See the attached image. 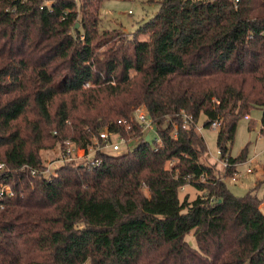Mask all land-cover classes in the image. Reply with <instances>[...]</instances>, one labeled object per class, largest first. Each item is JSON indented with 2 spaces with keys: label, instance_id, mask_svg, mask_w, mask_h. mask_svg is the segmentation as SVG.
Segmentation results:
<instances>
[{
  "label": "trees",
  "instance_id": "1",
  "mask_svg": "<svg viewBox=\"0 0 264 264\" xmlns=\"http://www.w3.org/2000/svg\"><path fill=\"white\" fill-rule=\"evenodd\" d=\"M104 1L0 0V184L13 193H0V264H264V198L216 177L196 129L220 122L228 176L247 159L231 155L240 118L260 107L264 135V0H148L159 10L131 36L99 30ZM105 130L133 148L41 173V149L88 150ZM188 184L201 194L182 200Z\"/></svg>",
  "mask_w": 264,
  "mask_h": 264
},
{
  "label": "rangeland",
  "instance_id": "2",
  "mask_svg": "<svg viewBox=\"0 0 264 264\" xmlns=\"http://www.w3.org/2000/svg\"><path fill=\"white\" fill-rule=\"evenodd\" d=\"M77 7H79L81 0H75ZM159 10L158 3H149L148 0H105L102 4L100 17L101 23L99 30H112L113 28H122L128 36L133 35L139 25L153 17ZM147 35H141L140 39H147ZM146 110L144 107H140ZM147 111V110H146ZM148 112V111H147ZM250 118L246 119L241 117L235 134L233 144L231 146V155L237 157L241 152L247 150V159L245 162L238 164L237 173L231 176L226 175V166L224 161L221 160V155L217 147V135L218 130L210 127L205 128V117L201 116L199 123L196 127L198 133H200L206 140L208 148V156L205 161L215 166V174L217 178L225 181L230 190L237 196H243L251 189L256 187V191L259 197L264 198V135L261 134V117L262 109L256 107L251 110L249 114ZM156 130V129H155ZM151 130L149 133L152 136V140L156 137V131ZM116 140H119L115 137ZM73 149L74 156H78L81 160L84 155L86 158L88 155L94 157V149H89L88 152L83 151L73 143L66 147ZM133 148L134 143L128 141L127 145H123V151L127 148ZM102 147V146H100ZM109 150V149H107ZM110 151V150H109ZM41 155L43 158L44 166L48 163L56 161L61 154V149L55 147L53 149H41ZM88 154V155H87ZM78 164V162H75ZM170 165V164H169ZM54 166L52 165V170ZM249 167L254 169V172L248 173ZM57 169V168H56ZM51 170V172H53ZM48 174V173H47ZM46 174V175H47ZM236 176V180H232L233 176ZM204 181V180H203ZM148 194V192H146ZM201 192L192 185H185L180 190V198L183 200L186 195L189 196V200H193ZM264 200L262 201V205ZM262 211L264 212V205ZM187 241L194 247H196V240L193 233L186 236ZM84 264H89L85 262Z\"/></svg>",
  "mask_w": 264,
  "mask_h": 264
},
{
  "label": "built area",
  "instance_id": "3",
  "mask_svg": "<svg viewBox=\"0 0 264 264\" xmlns=\"http://www.w3.org/2000/svg\"><path fill=\"white\" fill-rule=\"evenodd\" d=\"M236 1H239V0H236ZM42 2H43L44 7L50 8L51 4L54 2V0H42ZM262 34L264 36V30H263ZM136 113H137V118L141 123L143 133L145 135H149L150 139L152 140V136L149 132L151 130L154 131L156 129L153 119L150 117L149 113L146 110H144L143 108H139ZM245 118L249 119L250 116L246 115ZM183 119H184L183 127L186 128L191 123L192 117L188 116L187 114H184ZM212 127L215 129H218L220 127V122H214L212 124ZM174 135H175V137L177 135L176 129L174 130ZM115 137L119 140H116ZM153 141H155L156 147H162L163 146L162 139L160 138V136L158 135L157 132H156V137L153 139ZM71 143L72 142L68 141V145H71ZM127 143H128V141L126 140V138L123 135H121L119 133H115V132L112 133V132L105 130V131L100 133L99 140L96 141V147L92 146L89 149H94V151H95L94 155L96 154V152L98 150H106V149H109L112 152H122L123 151V145H127ZM100 146H102V147H100ZM88 150L83 149V151H86V152H88ZM65 151H66L65 156L58 157L56 161L54 160L52 163H48V165H46V167L41 171V173L43 175L49 177L56 172L55 171L56 168H58L62 164L69 163V162H73V163L78 162V164L79 163H88V164H93V165H97L100 163L99 159L98 160L94 159V157L91 158L88 154H87L88 155L87 158L84 155V157L81 160H79L78 156H74L73 149L69 148L68 146L65 148ZM223 161H224V165L227 168L228 160L226 159ZM52 165L54 166L53 170L51 169ZM5 167H6V165L4 163H0V173L5 169ZM51 170L53 172H51ZM36 171L37 170H33V173H36ZM251 171H252V169H248V172H251ZM232 180H234V181L236 180L235 175L232 177ZM0 187H1V192H0L1 194H3V193H7L8 195L13 194L9 185L0 184Z\"/></svg>",
  "mask_w": 264,
  "mask_h": 264
},
{
  "label": "crops",
  "instance_id": "4",
  "mask_svg": "<svg viewBox=\"0 0 264 264\" xmlns=\"http://www.w3.org/2000/svg\"><path fill=\"white\" fill-rule=\"evenodd\" d=\"M249 169H252V171L251 172H248V173H252V172H254V169L252 168V167H249ZM237 173V172H236ZM264 205V204H263ZM263 205L261 206V209H263ZM90 264V263H89Z\"/></svg>",
  "mask_w": 264,
  "mask_h": 264
},
{
  "label": "water",
  "instance_id": "5",
  "mask_svg": "<svg viewBox=\"0 0 264 264\" xmlns=\"http://www.w3.org/2000/svg\"><path fill=\"white\" fill-rule=\"evenodd\" d=\"M78 26H79V23H77L76 28H77ZM146 139L149 140V139H150V136L147 135Z\"/></svg>",
  "mask_w": 264,
  "mask_h": 264
}]
</instances>
